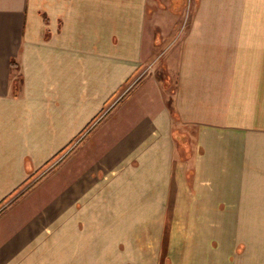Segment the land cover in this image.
<instances>
[{"label":"crops","instance_id":"0c3cea01","mask_svg":"<svg viewBox=\"0 0 264 264\" xmlns=\"http://www.w3.org/2000/svg\"><path fill=\"white\" fill-rule=\"evenodd\" d=\"M0 264H264V0H0Z\"/></svg>","mask_w":264,"mask_h":264},{"label":"rangeland","instance_id":"374dc122","mask_svg":"<svg viewBox=\"0 0 264 264\" xmlns=\"http://www.w3.org/2000/svg\"><path fill=\"white\" fill-rule=\"evenodd\" d=\"M187 14L185 15V20L189 16V11L187 12ZM166 51H164L160 55V62H163L165 60ZM164 73H165L164 71L160 72V74H164ZM167 74L169 76L170 83H172L173 79H174V75H175L174 70L171 69V70L167 71ZM105 109H108V106ZM179 150L181 152V154H180L181 160L186 161L187 159H185V157L187 158V156L183 154V152H184L183 149L180 148ZM133 163L136 164V162H133ZM45 172H47V171H45L44 169H41L34 178L30 179L25 184H23L16 193L20 194L21 192H24L27 189H29L33 183H36L40 178H42V176L45 174ZM136 174L138 175V172H136ZM173 174L174 175L179 174V178L189 177L188 178L189 183L193 179V175H194V174H191L189 172H184V171L173 172ZM184 175H186V176H184ZM142 181H143V179H141V177H139V179H136V181H133V183H131V185H129V187L127 185L125 187V191H124V188H121V186H119V185H112L110 188L111 198L115 199L117 201L116 195L119 193L120 189H123L124 196L126 198L130 197V202H126V204H125L126 209L134 210V209H140V207H142V209H143V208H145V206L147 207L145 209H148V210L156 209V202H155L156 196L155 195H158L159 192H161L162 188L157 187V186H139V185H137L138 183H141ZM44 182H45V180L42 182L40 181L38 183V185L36 186V188L30 192V194L36 193L44 185ZM73 183H75V173L71 172V171H65L64 167H63V199L65 196L69 195L70 191L75 189ZM104 189L108 191V188H104ZM164 189H165L164 190V193H165L164 197L166 196L168 191L169 192H176L177 194L182 195V197L195 194L193 192L194 188H192L191 186L190 187H169V188H164ZM43 193L53 194V192H50V191H47V192L41 191L38 194H43ZM182 197H179V199H181ZM182 202H184V200H181V204H182ZM119 203H121V202L119 201ZM111 205L112 204L110 203V206ZM116 205L117 204H115V208H116ZM165 205H166V203H165ZM183 205H186V204H182V206ZM121 206H122V204H121ZM173 221H177V219H174ZM179 221H182V220H179Z\"/></svg>","mask_w":264,"mask_h":264}]
</instances>
